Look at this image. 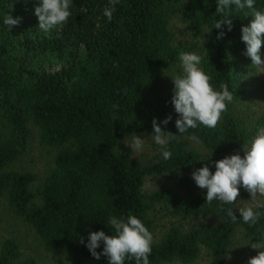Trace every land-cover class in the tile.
I'll use <instances>...</instances> for the list:
<instances>
[{"label": "trees", "instance_id": "16d2710c", "mask_svg": "<svg viewBox=\"0 0 264 264\" xmlns=\"http://www.w3.org/2000/svg\"><path fill=\"white\" fill-rule=\"evenodd\" d=\"M40 2L0 0V198L9 211L33 230L43 247L65 251L71 264H108L107 257L97 260L86 247L89 232L114 235L109 218L133 215L151 233L149 211L155 204L182 220L204 221L187 230L171 226L159 243L151 244L149 264H190L201 248L208 251V264H227L237 231L253 242L262 238L264 207L253 209L261 213L256 224L244 223L233 204L206 202L207 190L191 178L203 166L214 172L215 161L243 149L264 127V114L247 115L244 101L251 59L244 55L241 28L250 24L251 10L230 6L228 31L227 25L213 28L221 18L216 0H119L110 22L103 15L111 7L109 0H71L63 27L45 34L34 15ZM254 7L264 11V0H254ZM8 14L22 18L9 30L4 24ZM177 15L196 30H208L201 69L214 90L221 91L223 83L233 94L215 128L198 125L178 133L171 97L155 94L179 54L193 51L191 44L173 42L169 20ZM221 30L225 34L217 39ZM169 115L167 125L160 123ZM154 118L162 131L175 135L166 145L172 153L168 160L160 150L155 163L143 166L130 159L129 148L116 152L121 140L153 131ZM30 126L37 129L41 146L56 151L51 170L35 189V174L8 169L28 152ZM193 136L209 156L181 140ZM166 174L184 196L173 189L143 193L146 177ZM239 191L240 197L249 198L243 187ZM228 208L236 222L226 215ZM102 250L103 242L96 251ZM0 264L37 261L23 258L19 244L5 239Z\"/></svg>", "mask_w": 264, "mask_h": 264}, {"label": "clouds", "instance_id": "9594fccd", "mask_svg": "<svg viewBox=\"0 0 264 264\" xmlns=\"http://www.w3.org/2000/svg\"><path fill=\"white\" fill-rule=\"evenodd\" d=\"M119 0H109L111 7L103 10L104 17L110 22L115 11V5ZM71 0H41L40 5L35 7L34 15L38 18V29L45 34L57 27H63L71 15L69 8ZM235 5L236 9L251 10L252 20L246 27L241 28V39L246 44L244 55L251 59V66L264 73V60L261 59L260 49L264 43V11L256 10L254 0H216V13L220 19L216 20L213 28L222 29L227 25L231 31L232 21L229 19L230 6ZM249 13H245L248 16ZM21 17L15 19L6 15L4 24L8 30L18 26ZM224 31L218 33L217 39L224 36ZM179 60L183 69L182 75H177L171 80L173 82V95L171 104L179 118L175 120V127L178 133H186L189 129H196L198 125L207 128H215L220 121L222 113L227 111L228 103L232 102L233 94L228 90L226 84H221V91H216L210 84V77L206 75L198 65L202 57L195 53L181 52ZM117 107L113 105V108ZM113 115V119H115ZM172 119L167 116L160 123L167 125ZM152 140L160 147L163 159L168 160L172 153L166 145L175 135L162 131L156 119L152 120ZM196 140V137H190ZM144 140L133 136L129 147L134 152L143 149ZM243 147V158L239 154L215 161V171L210 172L207 166H203L191 174L195 184L206 189L205 201L211 203L218 201L220 205L235 204L240 194L239 189L243 187L250 195V201L260 204L264 198V128L257 130L254 137L250 138ZM239 216L244 223L254 225L257 223L261 213L253 210L251 206L239 207ZM226 215L236 222L237 216L232 208H228ZM108 224L114 230V235H106L104 231L89 232L86 247L91 255L99 260L101 255L107 257L108 264H125V260H135V264H149V254L152 251V234L144 224L133 215L126 218L111 216ZM103 242L102 252H97ZM80 243H84L83 239ZM253 249L264 248V244L253 243ZM247 264H264V250L258 251L257 255L251 257Z\"/></svg>", "mask_w": 264, "mask_h": 264}, {"label": "rangeland", "instance_id": "374dc122", "mask_svg": "<svg viewBox=\"0 0 264 264\" xmlns=\"http://www.w3.org/2000/svg\"><path fill=\"white\" fill-rule=\"evenodd\" d=\"M169 29L175 45L191 44L193 51L190 53L200 55L203 59L204 51L209 40V32L205 27L196 30L190 23L184 20L182 15H177L169 20ZM260 56L264 60V47L260 49ZM198 67L201 69V63ZM182 74L183 69L179 60L174 67L163 74L161 83L156 87V96L172 97L174 85L171 79ZM247 83V97L244 100L246 101L245 109L248 112L247 115H254L256 117L264 114V73H260L259 69L251 66ZM153 134V131L135 134V136L144 140L143 149L140 152H134L129 147L134 135L121 140L116 146V152L119 153L121 150L129 148L131 150V160H136L143 166L153 164L158 160L160 154V147L155 145L152 140L151 135ZM181 140L187 143L190 150L199 152L203 157L210 155L197 139L193 140L190 137H183ZM55 153V149H49L40 145L37 129L30 126V146L28 152L22 158L13 162L8 169L35 174L37 179L31 185V188L35 189L41 185L51 170ZM242 153L243 149L229 155L221 156V159L234 154L241 156ZM161 189H173L178 195L184 196V191L173 184L171 175L148 176L145 178L142 187L143 193L151 194ZM250 199V196L246 199L238 196L237 201L233 205L236 209L244 206H251L255 209L257 204L250 201ZM263 202L264 198H261L259 203L261 204ZM149 217L153 222L151 231L153 237L152 244L159 243L167 230L173 225H181L184 230H187L204 221L203 219L182 220L179 217H174L171 215L170 210L161 204H155L153 206L149 211ZM5 239H13L17 242L23 258L33 257L37 261V264H71V257L65 251H51L43 247L33 230L25 225L17 216L12 214L9 211L6 200L0 198V244ZM253 243L264 244V236L253 242L252 240L245 239L241 231H237L232 241L227 264H247L248 260L256 256L257 252L262 249H253L251 247ZM209 261L208 251L201 248L197 258L190 264H208Z\"/></svg>", "mask_w": 264, "mask_h": 264}]
</instances>
